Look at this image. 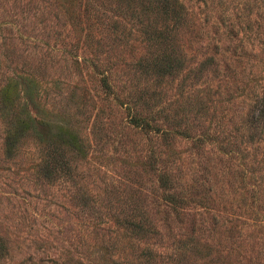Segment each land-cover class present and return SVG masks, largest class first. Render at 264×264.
<instances>
[{
	"label": "rangeland",
	"instance_id": "rangeland-1",
	"mask_svg": "<svg viewBox=\"0 0 264 264\" xmlns=\"http://www.w3.org/2000/svg\"><path fill=\"white\" fill-rule=\"evenodd\" d=\"M174 1L0 0V264H264V0Z\"/></svg>",
	"mask_w": 264,
	"mask_h": 264
},
{
	"label": "trees",
	"instance_id": "trees-1",
	"mask_svg": "<svg viewBox=\"0 0 264 264\" xmlns=\"http://www.w3.org/2000/svg\"><path fill=\"white\" fill-rule=\"evenodd\" d=\"M153 1H155L157 4H158V7L157 8H159V9H161V11L163 12V14H165V16L170 12V14L174 11V4L175 3H173V2H175L174 0H153ZM156 38H158L157 36H156ZM168 61V59H167V57L165 56L164 58H160V60H159V62L160 63H163V65L162 66H160V65H157L156 63H154V67L155 68H159V69H161L162 70V68L164 67V70L167 72L168 71V69L167 68H171V66L169 65V62H167ZM102 84L105 86V87H107L108 85H107V82H106V79L105 78H103L102 79ZM264 116V90H263V92H262V95H261V97L259 98V100L257 101V103H256V105H255V108H254V111L252 112V114H251V123H253V122H257L261 117H263ZM20 120V119H19ZM18 122V121H17ZM17 124V123H16ZM15 127V126H14ZM18 127L20 128V129H23L24 127H25V123H23V122H20L19 124H18ZM57 128H58V126H57ZM15 129H16V127H15ZM60 133H63V134H65V135H67V136H69V139L71 140V141H73V138H72V136L70 135V133H66V132H61V131H59ZM12 134H15V132H13ZM8 137V136H7ZM14 139V137H13V135H11L10 136V141H12Z\"/></svg>",
	"mask_w": 264,
	"mask_h": 264
}]
</instances>
